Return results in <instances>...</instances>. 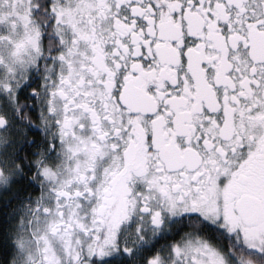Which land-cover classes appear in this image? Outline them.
<instances>
[{
	"label": "snow or ice",
	"instance_id": "6c2138e0",
	"mask_svg": "<svg viewBox=\"0 0 264 264\" xmlns=\"http://www.w3.org/2000/svg\"><path fill=\"white\" fill-rule=\"evenodd\" d=\"M0 264H264V0H0Z\"/></svg>",
	"mask_w": 264,
	"mask_h": 264
}]
</instances>
